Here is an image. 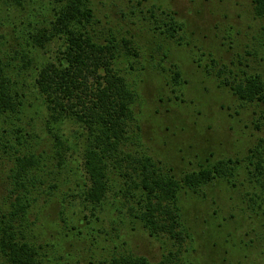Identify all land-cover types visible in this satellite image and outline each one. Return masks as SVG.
<instances>
[{
  "label": "rangeland",
  "instance_id": "1",
  "mask_svg": "<svg viewBox=\"0 0 264 264\" xmlns=\"http://www.w3.org/2000/svg\"><path fill=\"white\" fill-rule=\"evenodd\" d=\"M55 5V0H0V56L16 57L21 68L20 53L32 50L31 36L52 19ZM95 5L103 28H112L119 41H133L137 52L130 55L123 48L116 61L137 93L139 130L134 143H128L133 152L146 153L164 172L180 177L221 159H243L264 138V103L243 104L229 89L219 88L217 79L221 72L222 78L245 73L264 80L263 24L254 15L253 0H96ZM153 10L176 17L183 26L181 43L161 33L156 20L161 16L153 17ZM57 49L51 44L32 52L42 61L54 58ZM34 75L33 69L23 70L19 78L27 85V112L35 117L42 101L32 86ZM13 123L0 114V206L10 187L15 149L27 151L25 142L17 145L18 133L9 125ZM35 127L38 139L33 144L38 153L47 152V164L55 169L56 162L48 158L55 154L54 140L38 123ZM62 133L75 141L81 131L64 125ZM75 152L66 168L55 169V197L48 194L49 180L41 188L43 208L32 217L37 243L50 245L42 250L48 264H105L117 254L129 253L152 263L171 255L174 264L264 261V247H256L259 234H264V215L245 196L259 193V188L251 189L256 183L248 170L240 171L235 187L218 181L199 195L181 194L182 222L189 232L181 241L168 235L153 237L126 208L125 221L112 222L111 216H119L112 200L91 209L81 197L87 180L82 154ZM47 173L45 168L42 176ZM123 180L118 181L116 195L125 191Z\"/></svg>",
  "mask_w": 264,
  "mask_h": 264
},
{
  "label": "trees",
  "instance_id": "2",
  "mask_svg": "<svg viewBox=\"0 0 264 264\" xmlns=\"http://www.w3.org/2000/svg\"><path fill=\"white\" fill-rule=\"evenodd\" d=\"M95 2L55 0L52 19L31 36L32 43L28 46L32 50L20 53L23 66L15 64L16 57L0 56V114H7L8 120L14 121L9 125L18 133L17 145L25 142L27 146L25 153L11 147L16 155L9 170L10 187L5 204L0 206V264H48L47 254L42 250L50 245L37 243L32 217L43 208L39 201L44 195L41 188L48 180V194L55 197L54 191L59 187L55 169L57 165L61 170L66 168L67 158L75 151L82 154L87 180L81 197L91 209L112 200L119 214L111 216L112 222L123 223L122 211L126 208L153 237L168 235L184 241L189 232L182 222L181 194L199 195L203 188L218 181L235 187L241 170H248L256 183L251 189L259 188V193L246 192L245 196L264 215V138L243 159H221L180 177L164 172L146 153L129 148L128 143H134L139 130L137 93L117 69L116 61L123 48L130 55L137 52L133 41L125 37L119 41L112 28H103ZM253 12L262 21L264 39V0H253ZM151 15L161 16L156 20L163 35L176 43L182 42L183 26L173 14L153 10ZM51 44L58 48L54 58L40 61L39 55L32 52ZM31 68L35 73L32 86L42 101V110L35 117L27 112V85L19 78L23 70ZM174 74L179 83L180 72L176 70ZM221 75L220 72L217 77L219 88L229 89L243 104L264 103V80L260 75L244 73L230 78ZM36 123L54 140L55 154H49L48 158L56 162L55 169L47 164V152L38 153L37 143L33 144L38 139ZM64 125L80 130V136L72 141L62 133ZM45 168L49 173L42 176ZM120 179L125 180V191L116 195ZM257 244L258 248L264 247V234H259ZM105 264H174V256L152 263L142 256L117 254ZM249 264L264 261L253 260Z\"/></svg>",
  "mask_w": 264,
  "mask_h": 264
}]
</instances>
